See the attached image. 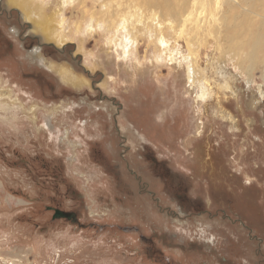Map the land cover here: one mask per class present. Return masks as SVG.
<instances>
[{
  "label": "rangeland",
  "instance_id": "1",
  "mask_svg": "<svg viewBox=\"0 0 264 264\" xmlns=\"http://www.w3.org/2000/svg\"><path fill=\"white\" fill-rule=\"evenodd\" d=\"M44 1L0 0V264H264V0Z\"/></svg>",
  "mask_w": 264,
  "mask_h": 264
},
{
  "label": "bare ground",
  "instance_id": "2",
  "mask_svg": "<svg viewBox=\"0 0 264 264\" xmlns=\"http://www.w3.org/2000/svg\"><path fill=\"white\" fill-rule=\"evenodd\" d=\"M9 4L12 5H16L19 6L22 11H23V16L28 19L31 20L33 22V26L35 28V32L40 33L43 35V37L47 40H60L62 39V34L63 33V28H62V20H61V14H62V8L60 7H56L55 10H50L51 6L49 5V3L47 1L44 0H7ZM121 1V0H119ZM131 1V0H130ZM138 2V0H136ZM140 1V0H139ZM148 1V0H147ZM185 4H187V2L189 0H184ZM229 1V0H227ZM110 2V1H109ZM151 2L154 3V5H156V3L158 2V0H150L148 1V3L151 5ZM163 5H165V9L166 11L170 10V4H169V0H164L163 1ZM196 2V1H195ZM198 2V1H197ZM130 3V2H129ZM134 3V2H133ZM132 3V4H133ZM144 3V2H143ZM142 3V4H143ZM146 3V1H145ZM162 3V1H161ZM181 3V2H180ZM203 6H204V10L205 8V2L202 1ZM253 3V0H232V2L230 3L228 10L226 12V16L230 17L231 16V21H232V25H233V29L231 30V33L235 35V37H237V33L240 29V25L238 24V21L235 17V15H237L239 13L240 17L244 16V12H246L247 10V6H250ZM128 4V1H127ZM147 4V3H146ZM160 4V3H159ZM179 4V2H178ZM125 5V4H124ZM123 5V6H124ZM135 5L137 6L136 2ZM134 5V6H135ZM141 5V4H140ZM58 6V5H57ZM128 6V5H127ZM125 6V7H127ZM147 6V5H146ZM158 6V5H157ZM187 6V5H186ZM184 4L183 6H178V12L180 13V11H183V9L186 7ZM189 6V4H188ZM192 6V5H191ZM245 6V7H243ZM129 7H131L129 5ZM139 7V5H138ZM137 7V8H138ZM143 7V6H142ZM128 8V7H127ZM132 8V7H131ZM128 9V10H131ZM146 8V7H145ZM189 8V7H188ZM194 8V7H193ZM135 9V8H133ZM143 9V8H142ZM149 9V7H148ZM155 9V8H154ZM163 9V7H162ZM126 10V9H125ZM153 11V9H151ZM157 10V8H156ZM161 10V9H159ZM164 10V9H163ZM187 10V9H186ZM202 10V11H204ZM135 11H138L137 9ZM133 11V12H135ZM142 11V10H141ZM151 11V12H152ZM207 11V10H206ZM132 12V11H131ZM144 12V11H143ZM148 12V11H147ZM150 12V10H149ZM150 12V13H151ZM165 12V10H164ZM199 12V11H198ZM155 12H153L154 15ZM168 13V12H167ZM137 14V12H136ZM157 14V13H156ZM164 14V13H163ZM169 14H173V13H169ZM198 14V13H197ZM166 15V13H165ZM159 16V15H156ZM164 16V15H163ZM202 16V15H201ZM160 17V16H159ZM166 18V17H164ZM195 19V18H194ZM191 20V19H190ZM171 23V22H170ZM145 24V23H144ZM148 24V23H147ZM178 24V23H177ZM151 25V24H149ZM171 25V24H170ZM173 25V24H172ZM199 25V24H198ZM166 26V25H165ZM174 26V25H173ZM182 26V25H181ZM202 25L197 26V29L201 28ZM179 27V25L177 26ZM174 29V27H172ZM194 28V27H193ZM163 29H165L163 27ZM180 29V28H179ZM196 29V28H195ZM194 29V30H195ZM193 30V31H194ZM197 32H199V30H196ZM196 32V33H197ZM195 33V34H196ZM181 34V33H180ZM105 35V34H104ZM60 36V37H59ZM150 46V44H149ZM45 63V62H44ZM47 64V63H45ZM50 68L54 69L57 73H59L60 77L65 80L70 82V84H72L73 86L79 87L82 86L83 80L82 79H78L75 77H71L64 69L60 68L59 65H55L54 63H50L49 64ZM69 72V71H68ZM208 84V83H207ZM2 96V93H0V97ZM5 105V106H9L10 104H8L7 102H5L4 99L0 100V105ZM71 105V104H70ZM62 107V106H61ZM5 109V108H4ZM61 109V108H60ZM71 109V108H70ZM36 113V112H35ZM35 113H33L35 115ZM36 119V118H34ZM82 129V128H81ZM80 129V130H81ZM245 159V157H244ZM204 167V166H203ZM247 174V173H246Z\"/></svg>",
  "mask_w": 264,
  "mask_h": 264
},
{
  "label": "water",
  "instance_id": "3",
  "mask_svg": "<svg viewBox=\"0 0 264 264\" xmlns=\"http://www.w3.org/2000/svg\"><path fill=\"white\" fill-rule=\"evenodd\" d=\"M51 208L53 207H49V209ZM64 217L75 219L76 214L75 212H69V211L59 209V208L55 209L54 218H64Z\"/></svg>",
  "mask_w": 264,
  "mask_h": 264
}]
</instances>
